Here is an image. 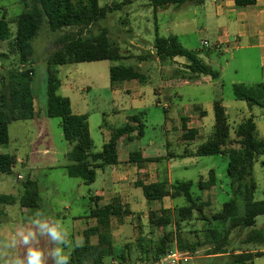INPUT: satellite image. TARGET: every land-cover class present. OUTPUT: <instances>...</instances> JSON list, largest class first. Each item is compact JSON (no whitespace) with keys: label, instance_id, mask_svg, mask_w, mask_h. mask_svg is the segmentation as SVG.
Wrapping results in <instances>:
<instances>
[{"label":"trees","instance_id":"1","mask_svg":"<svg viewBox=\"0 0 264 264\" xmlns=\"http://www.w3.org/2000/svg\"><path fill=\"white\" fill-rule=\"evenodd\" d=\"M23 11L11 21L6 17L0 19V60L8 57V53L18 56L19 65L4 69L0 77V147L10 144L9 127L14 122L30 121L38 117L35 108L34 94L35 77V40L44 32L55 37L58 48L46 59L47 61V112L48 118H60L63 136L72 145L66 157L70 164L66 166L69 177L80 179L84 184L91 185L97 180V172L119 163L118 142L124 136L137 133L143 137L145 125L138 114L131 117L123 126L111 130L105 140L102 151L96 152L90 134L88 117L73 112L71 101L59 95L62 82L58 67L77 63L127 60L121 48L110 39V32L104 26L108 15L122 10L131 4V0L112 5H101L100 0H21ZM149 5L156 13L160 9L173 6L179 9L185 5H200L208 0H149ZM238 7L256 3V0H235ZM17 26L13 41L11 24ZM11 47V49L9 48ZM8 47V49H7ZM155 56L162 64H169L177 57L185 58L187 69L194 75H206L213 79L220 73L204 63L200 52L187 49L177 36L157 37L153 44ZM6 50V51H5ZM151 54L140 56V60L150 58ZM139 80L146 83L147 76L136 66L116 65L110 69V83ZM234 97L244 101L252 109L264 108V85L247 86L235 84ZM197 110L198 106H194ZM205 115V112H201ZM165 114L167 112L165 111ZM215 125L212 136L201 144L194 152L195 157L220 156L228 157L227 175L230 180V200L222 209L210 216L205 213L209 206L202 194L210 191L216 184L214 170L209 172L206 181L196 184L194 181H175L170 186L166 182L145 183L140 181L143 196L148 204L163 202L166 198L183 199V206H175L176 229L168 230L172 225L171 210L161 208L150 211L149 226L151 229L162 230L163 235L149 243L139 237L135 244H125L116 248L113 244L111 220L131 217L129 207L116 200L107 207L92 209L88 218H95L97 226L88 227L83 234L84 246L76 248L70 254V264H107L106 259L114 257L118 264H125L132 258L133 251L138 253V261L151 262L168 253L177 246L180 250L195 254L204 246H209L210 256H227L226 264H255V260L264 256L258 250L264 246V227L257 228V218L264 216V200H257V181L254 177V166L260 156H264V139L256 135L254 117L242 123L232 125L226 108L222 102L214 103ZM196 131L187 130L184 139H194ZM138 157V155H137ZM132 162L140 163V158H131ZM16 165V157L12 154L0 153V174L10 173ZM198 188L201 195L194 192ZM16 202L13 195L0 194V205ZM23 209L40 208V195L37 183L28 180L24 194L20 197ZM195 213L197 218L206 222L203 240L189 241L183 236L181 223L189 222ZM0 214L1 211H0ZM102 230V231H101ZM235 231L244 232L241 244L254 248L239 253L230 252L232 235ZM94 238H96L94 240ZM135 248V250H134ZM136 264V263H131Z\"/></svg>","mask_w":264,"mask_h":264},{"label":"rangeland","instance_id":"2","mask_svg":"<svg viewBox=\"0 0 264 264\" xmlns=\"http://www.w3.org/2000/svg\"><path fill=\"white\" fill-rule=\"evenodd\" d=\"M101 4L112 5L124 0H100ZM137 0H133L135 3ZM127 7V8H126ZM123 7V10L113 12L109 14L104 26L109 29L110 39L118 43L121 47L123 54L128 57V60L121 62L114 61H100V62H87L77 63L67 66L58 67L59 78L62 82V87L59 91V95L70 98L73 104L76 100H80L86 105L89 103L93 107L95 112H92L91 125H92V139L94 141L95 151H100L105 140L108 139L109 131L111 127H120L127 123L123 113L120 115H114L109 107L111 106V89H110V66L114 65H132L138 66L136 62H141L140 56H144L147 53L151 54L152 44L155 40V24L154 16L147 9L138 10L137 7L141 5H127ZM143 7V6H142ZM129 8V9H128ZM23 11V3L21 0H0V19L6 17L11 21L17 17ZM129 17L130 26L123 24L124 20ZM125 18V19H124ZM170 16H160L159 29L160 35H166L167 22L170 21ZM131 27V28H130ZM16 24H11L12 36L10 41H13L16 35ZM149 29V30H148ZM193 29V23L188 22L186 32H191ZM143 31L142 38L147 43L140 40L136 31ZM140 34V35H141ZM55 37L44 31L37 40H35V77H34V94L36 97L35 108L38 113L37 119L30 121L14 122L10 125V139L11 142L7 147H0V153L16 155L17 158L25 159V164L17 163L10 173L0 174V194L13 195L16 198V202L10 205L0 206V242L5 241L9 235L16 229L21 223H27V218L30 215L31 210L28 213L24 212L20 205V197L24 194L25 183L28 180L37 183L38 192L40 195L41 212L45 218L49 220H58L62 226L69 232V238L74 239L76 228L78 227L79 217H86L90 212V205L95 209V203L91 202L90 195L94 196L100 194L105 189L104 178L107 176L115 175L123 172L127 174L126 179L117 182V191L112 192L105 197L115 196L114 199H110L109 202L116 200L117 203H124L129 200L134 205L135 211L132 214V219L124 220L125 226V240L128 244H135L137 238L143 237L150 242H156L162 235V230H153L149 226L148 213L149 207L145 205L146 202L142 190L141 194H137L131 180L136 177L134 173L131 175L129 166L123 168L110 169L107 167L106 172L98 171L97 180L91 185L84 184L80 179L69 177L65 166L70 164L66 155L68 151L72 149V145L64 139L63 130L61 127L60 118H48L47 112V57L58 48V44L55 41ZM147 47H149L147 49ZM11 49V47L9 46ZM8 49V47H7ZM6 51V50H5ZM155 58V57H154ZM228 58V57H227ZM184 59V58H183ZM151 64V63H149ZM6 69L16 67L19 65L18 56L16 54L8 53V57L0 60V76L2 75L1 66ZM234 68V67H232ZM146 75L150 76L148 84H144L148 89H155L161 85V79L155 73L147 72L146 69L142 70ZM229 79V78H228ZM226 87L224 88L222 100L226 105L229 113V121L232 125L240 124L248 116L247 105L244 101H238L234 97V93L228 80H226ZM88 88V89H87ZM188 87L178 88L177 91L181 95L180 97L173 98L170 102L172 104V111L169 115V127H172L178 119V113L180 111H189L193 109V104H200L205 109L209 107L214 99V93L211 90L188 92ZM190 94V95H189ZM123 96L126 97L125 93ZM153 100L147 110V115L143 122L147 129L145 135L136 140L134 145L138 147H144L151 141L160 142L165 138V121L168 115H165V100L161 97V105L157 106L156 97L153 93L150 94ZM195 97L197 100H194ZM105 109H108L107 111ZM100 111V113H98ZM103 111H106L103 114ZM105 115V116H103ZM102 123L107 124L104 134H102L99 125ZM178 124V121L176 122ZM175 123V126H176ZM256 123V135L259 139H264V115L261 114L258 108ZM215 124L214 115L207 120L206 125L208 134L201 140L204 143L209 139L212 134V126ZM41 125V127H39ZM43 133L45 135L41 136ZM172 142V140H170ZM175 143L176 140H173ZM198 145V144H197ZM172 151L180 153L184 150V146L170 147ZM184 160H175L176 163H180ZM264 156L258 158L255 164L254 177L258 184V191L256 193L257 200H264V166L262 162ZM228 161H225L223 156H204L198 157L195 160V164L187 170H176L173 175L175 178L182 181L189 180H207L209 178V172L212 169H216L218 173H226ZM146 173H143L145 175ZM21 176L22 178H19ZM223 187L212 189L206 192L203 199L209 204L205 208L207 216L212 215L222 209L225 202L230 200L229 192V179L223 178ZM224 188V189H223ZM222 190V191H221ZM194 192L200 193L198 188H194ZM90 193V195H89ZM108 202V200H107ZM125 204V203H124ZM185 204L183 199L177 200L174 203L172 200H168L166 206L171 210V218L173 219L172 225L168 227V230L177 231L176 212L175 206H183ZM156 209L159 205H156ZM35 214V213H33ZM195 213L193 219L189 222L181 223V229L183 236L189 241L203 240V230L206 227V222L197 218ZM78 219V220H77ZM83 220V219H82ZM84 223V222H83ZM95 223V221H94ZM138 224L136 228L135 225ZM120 221L116 218L113 219V232L115 233V239L117 242L120 240V230L122 226ZM89 225H87L88 227ZM264 227V216L257 218V228ZM85 229V228H84ZM244 236L243 233L235 231L232 235V246L230 252H244L250 251L254 248L241 244V239ZM43 238L41 245L43 244ZM96 238H94L95 240ZM116 245H119L115 242ZM176 245V244H175ZM174 245V247H175ZM209 246L201 247L193 255L194 259L191 264H226L229 261L227 256H210L207 254ZM74 249H66V253H72ZM135 250V248H134ZM258 250H264V246H259ZM24 249L19 248L16 250H9L10 254L23 253ZM136 251V250H135ZM133 251L132 258L125 264L137 263L138 253ZM107 264H118V261L114 257L106 259ZM255 264H264V256L257 258Z\"/></svg>","mask_w":264,"mask_h":264},{"label":"crops","instance_id":"3","mask_svg":"<svg viewBox=\"0 0 264 264\" xmlns=\"http://www.w3.org/2000/svg\"><path fill=\"white\" fill-rule=\"evenodd\" d=\"M131 1L132 3L127 5H141V7H137L138 10L147 9L153 14L155 24V39L157 37H169L171 35L177 36L181 43L187 49L200 52V58L204 61V63L211 66L215 71L220 73L219 78L216 79H213L212 77L206 75L196 76L187 69V60L181 57L175 58L173 62L169 64H162L159 59L155 56L156 53L153 49V44L155 42L154 40V42L150 44V48L152 47V50L150 51L152 56L148 59L141 60V62H136L138 64V66L136 67H138L141 71L143 69H146L147 72L150 73H155L156 70L157 75L162 81L159 87L153 90L146 88L144 84H148L150 76L146 75L143 71L142 73H144L148 78L146 83L144 84L136 79L117 82L114 86H111L110 83L111 97L109 99V103L111 101V106L109 107V110L114 115H120L121 113H123L127 122L131 117L136 116L138 114L141 116L142 121H144L145 116L147 115L149 105L153 101L150 96L151 93H153V95L156 97L155 100H157V106H160L162 103L161 97H163L166 102L164 106L167 107H165L164 113L166 111L167 114L165 115L168 116L166 118L164 127V131L166 134L164 141H151L144 147H138V145H134L136 140L139 139L137 133H133L130 136H124L118 142L119 163L116 166L110 167V169L123 168L122 170L125 171L124 167L129 166L132 170V172L130 171L131 175H133L132 173L136 175V177L131 180L136 190L135 192L137 194H140L142 197V188L138 186V183L140 181H144L145 183L166 182L170 186L175 181L179 180L173 175L176 170H187L191 168L193 164H195V160L198 157L193 156V154L197 150V148L201 144H203H200L199 142H201V140H203L208 134L206 122L212 116V114L214 115V103L216 101L222 102L223 106L226 108V112L229 118L228 109L222 100L224 88L227 86L226 80H228V84L230 85L232 90L235 84H244L247 86H253L255 84L264 85V0H256L255 4L247 5L244 7H238L236 5L235 0H208L200 5L189 4L179 9L170 6L165 9L158 10L156 13L154 12L153 8L149 5V0H137L135 3H133V0ZM127 5H125L124 7H126ZM123 9L124 8H122V10ZM167 15H169L171 18L170 21L167 22L168 26L165 31L166 35L161 36L159 29V18L160 16ZM189 21L193 23V29L191 30V32H186L185 30L183 31L182 29H186ZM123 24H130L129 17L124 20ZM141 33H143L142 30L140 32H137V37L143 42L147 43L146 40L142 38L143 34ZM204 40H208L211 43L210 48L202 47V42ZM116 44L118 45V43ZM217 44H221L223 48L218 49L216 47ZM226 46L228 47V49H226ZM148 48L149 47H147V49ZM111 67L113 66H110V69ZM4 69L5 67L2 65V72L4 71ZM186 87H188L187 90L189 93L195 91L204 92L206 90H211L214 93V99L209 105V107L206 109L200 104H193V106H198L197 110L193 107V109L189 111H180L178 113V119H176V122L178 121V124L175 122L176 126L174 123L172 127H169V115L172 111V104L170 102L173 98L181 96L177 91L178 88ZM123 93H125L126 97L123 96ZM68 99L70 100V98ZM193 99L197 100L195 97H193ZM71 104L73 112L75 114L86 115L88 117V124L92 137L91 118L92 112H95L93 107H91L89 103H86L87 106H85V104L78 99L76 100L75 104H73L71 101ZM246 107L248 110L247 118L252 116L255 120L258 108L260 109L261 114L264 115V108L254 107L250 109L248 106ZM105 110L107 111L108 109ZM106 111H103V114H106L104 113ZM201 112H205V115H202ZM98 113H100V111H98ZM35 119H37V117ZM143 123L145 125V122ZM214 125L212 126L213 130ZM39 127H41V125ZM99 127L102 134L106 133L104 132V129H107V124L102 123L101 125H99ZM114 128L116 127H111V130ZM146 129L147 127L145 125L144 135ZM111 130L109 131V136ZM187 130L196 131L194 139H184V134H186ZM43 135H45V133H43L41 136ZM170 140H172V142ZM173 140H176V142L174 143ZM172 145L184 146L185 148L182 152L177 153L172 151V149L170 148ZM100 151H102V149ZM14 156L16 157V155ZM132 156L140 158L143 161L140 163V165H138V163L131 161ZM220 156H223L225 161H229L226 155ZM178 159H182L184 161L176 163L175 160ZM17 163L25 164V159H20L16 157V164ZM262 165L264 166V161L262 162ZM106 169L102 172H105L107 174ZM212 170L215 171L217 178V184L212 189H218L219 186L223 187L222 182L224 180V175L228 178L227 170L226 173L224 172V175L218 173L216 169ZM143 173L146 174L143 175ZM126 176L127 174H124L123 172L119 173L117 176L106 175V177L104 178V191L94 196H91L89 193L90 200L91 202L95 203V207L98 206L101 208L110 205L112 202H109V200L114 199L115 196H108V198H110L108 199L107 197H105V195L117 191V182L125 180ZM200 181L206 180H194L196 184H198ZM228 191L229 192H227V194L230 196V183ZM205 193L202 194V197H204ZM197 194L201 195V192ZM168 200L172 199L166 198L163 200V202H153L150 204H148L144 200L143 202L145 205H148L150 213V211L157 212L161 208L170 209L166 206ZM172 201L176 203V200ZM124 203L122 204L128 206L129 210L133 214L135 208L132 202L126 200ZM156 205H159L158 209L155 208ZM92 209L93 207L92 205H90V211ZM23 210L24 212L28 213V210L31 209ZM37 211L41 212L42 210L41 208L31 210L30 215L32 214L33 216V213ZM79 219L80 220L78 222V227L75 231V236L83 238L84 231L88 227L97 226V220L95 218H88V214L86 217H79ZM113 219L114 217L111 220L113 244L116 248H121L123 245L127 244V241L125 240L126 236H124V228L126 226L124 225V220H130L132 219V216L124 217L120 221L121 224L124 226H122L120 230L119 242L116 241L115 233L112 230ZM87 225L89 226L87 227ZM135 227L137 228L138 224H136ZM45 240L46 238L43 240V245L41 247H44L46 249L48 245L46 244ZM115 242L119 245H116ZM261 251L264 252V250Z\"/></svg>","mask_w":264,"mask_h":264},{"label":"clouds","instance_id":"4","mask_svg":"<svg viewBox=\"0 0 264 264\" xmlns=\"http://www.w3.org/2000/svg\"><path fill=\"white\" fill-rule=\"evenodd\" d=\"M46 238L48 247H41ZM84 246L82 237L69 238V232L58 220H49L40 211L19 224L9 237L0 242V264H70L66 249ZM23 248V253L10 254L9 250Z\"/></svg>","mask_w":264,"mask_h":264},{"label":"built area","instance_id":"5","mask_svg":"<svg viewBox=\"0 0 264 264\" xmlns=\"http://www.w3.org/2000/svg\"><path fill=\"white\" fill-rule=\"evenodd\" d=\"M202 47L203 48H210L211 47V43L208 40H204L202 42ZM216 47L218 49H222L223 46L221 44H217ZM226 49H228V47L226 46ZM167 107V106H165ZM19 178H22L21 176ZM194 254L188 252V251H183L180 250L177 246H175L173 249H171L170 251H168L167 254H165L164 256L153 260L151 262H140L138 261L136 264H191V262L193 261Z\"/></svg>","mask_w":264,"mask_h":264}]
</instances>
